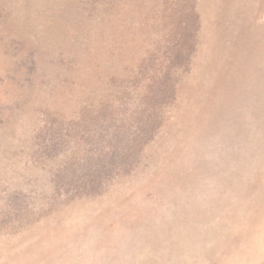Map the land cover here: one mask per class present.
I'll use <instances>...</instances> for the list:
<instances>
[{
	"label": "rangeland",
	"instance_id": "374dc122",
	"mask_svg": "<svg viewBox=\"0 0 264 264\" xmlns=\"http://www.w3.org/2000/svg\"><path fill=\"white\" fill-rule=\"evenodd\" d=\"M261 222L264 0H0V264H219Z\"/></svg>",
	"mask_w": 264,
	"mask_h": 264
},
{
	"label": "clouds",
	"instance_id": "9594fccd",
	"mask_svg": "<svg viewBox=\"0 0 264 264\" xmlns=\"http://www.w3.org/2000/svg\"><path fill=\"white\" fill-rule=\"evenodd\" d=\"M225 236L231 243L219 254V264H264V222L235 225Z\"/></svg>",
	"mask_w": 264,
	"mask_h": 264
}]
</instances>
